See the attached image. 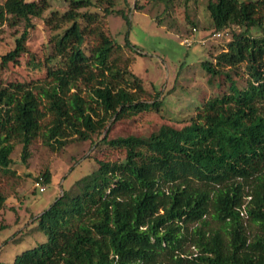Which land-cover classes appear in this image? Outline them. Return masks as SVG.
Instances as JSON below:
<instances>
[{
	"label": "trees",
	"instance_id": "trees-1",
	"mask_svg": "<svg viewBox=\"0 0 264 264\" xmlns=\"http://www.w3.org/2000/svg\"><path fill=\"white\" fill-rule=\"evenodd\" d=\"M48 7L47 0H0V28L25 23L15 47L0 53V174L10 171L18 143L26 159L39 136L60 149L103 135L108 121L140 120L162 106L159 96L144 99L141 79L114 57L102 16L130 22L114 0H68L66 11L53 10L45 21L57 33L39 58L27 40L33 19ZM207 8L214 32L241 28L205 65L212 77L229 82L228 90L196 104L183 122L152 123L148 135L109 139L106 129L101 141L124 149L125 158L99 160L77 180V191L64 190L38 215L47 240L10 264H264V235L252 240L239 212L242 186L264 175V0H207ZM127 46L134 47L129 40ZM21 55L42 76L5 81L4 71L20 64ZM41 178L49 183L50 171ZM223 180L233 186L216 211L230 226L224 233L190 230L204 223L210 207L208 195L193 191L194 181ZM254 199L264 224V191ZM6 200L0 191V210ZM192 238L199 250L187 253Z\"/></svg>",
	"mask_w": 264,
	"mask_h": 264
},
{
	"label": "rangeland",
	"instance_id": "rangeland-1",
	"mask_svg": "<svg viewBox=\"0 0 264 264\" xmlns=\"http://www.w3.org/2000/svg\"><path fill=\"white\" fill-rule=\"evenodd\" d=\"M48 9L42 17L34 18L36 24L30 31L27 44L39 58L49 53L48 41L57 33L46 24L45 19L53 10L62 13L68 8V0H47ZM115 8L129 14L128 23L122 15L102 16L108 33L114 40V57L119 64L128 63L141 79L146 92L145 100L153 101L159 96L162 106L141 114L134 121L124 117L110 129L109 139L120 135H148L152 123L162 121L183 122L195 111L194 106L229 88L222 76L212 77L205 67L232 33L241 28L231 27L222 31L221 37L213 36L214 29L207 0H114ZM94 9V8H93ZM25 30V23L0 28V53L13 49L16 39ZM258 33V28H253ZM196 41L187 46L185 37ZM205 40L204 42L200 40ZM129 40L134 47L127 46ZM20 64H11L3 73L5 81L31 80L43 72L33 71L26 65V55H21ZM240 86L244 80L236 77ZM179 122V123H180ZM152 124V125H151ZM154 126V125H153ZM103 135L94 134L91 139L73 140L60 149L47 145L42 137L31 143L29 155L23 158V145L18 143L12 153L10 171L0 174V191L6 196V204L0 210V264H10L17 254L47 240L45 232L37 227L38 215L48 208L64 191H77L76 182L99 167V160H123L125 150L101 141ZM50 171L51 180L47 189L40 192L35 183L37 177ZM233 186L231 181L203 183L194 181L193 191L209 196V212L204 223L190 224V230L200 232H225L230 221L223 220L216 211L218 199ZM239 208L243 224L252 240L264 235V224L253 211L254 197L264 191V175L253 178L242 186ZM191 238V237H190ZM187 253L198 252L196 239L188 240Z\"/></svg>",
	"mask_w": 264,
	"mask_h": 264
},
{
	"label": "built area",
	"instance_id": "built-area-1",
	"mask_svg": "<svg viewBox=\"0 0 264 264\" xmlns=\"http://www.w3.org/2000/svg\"><path fill=\"white\" fill-rule=\"evenodd\" d=\"M222 33L223 32H220V31L219 32H214L213 36L221 37ZM195 41H196V39L192 38L191 36L190 37H185L183 39V43L185 45H187V46H191ZM200 41L204 42L205 40L203 39V40H200ZM35 186L40 192H44L47 189V185H46V183H44L42 178L36 181Z\"/></svg>",
	"mask_w": 264,
	"mask_h": 264
}]
</instances>
